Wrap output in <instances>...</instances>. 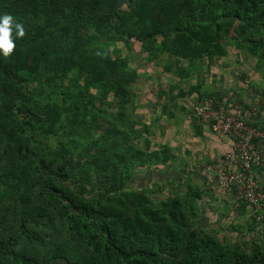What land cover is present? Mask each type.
Wrapping results in <instances>:
<instances>
[{"label":"trees","instance_id":"1","mask_svg":"<svg viewBox=\"0 0 264 264\" xmlns=\"http://www.w3.org/2000/svg\"><path fill=\"white\" fill-rule=\"evenodd\" d=\"M3 14L26 35L0 54V264H264V240L205 229L199 190L126 188L175 154L127 126L139 72L117 47L194 62L236 46L264 66V0H0Z\"/></svg>","mask_w":264,"mask_h":264},{"label":"rangeland","instance_id":"2","mask_svg":"<svg viewBox=\"0 0 264 264\" xmlns=\"http://www.w3.org/2000/svg\"><path fill=\"white\" fill-rule=\"evenodd\" d=\"M117 47L129 60V66L138 68L139 72L138 81L133 86L132 101L125 108L127 126L135 123V132L150 138L153 150H160L166 143L175 148L183 138L185 144L180 146L182 152H179V156L184 155L183 150L186 148L192 151L193 137L189 135L187 138L189 130L182 128L188 127L189 116L193 115L199 101L197 90L212 98L228 97L234 105H242L250 113H257L264 108L261 103L264 102V66L236 46H229L225 56L194 62L170 57L166 52H159L154 59L149 58L140 50L138 42H134L133 48L127 47L124 42L118 43ZM167 63L170 68H166ZM101 95L106 102L113 100L104 89ZM261 112L264 115V110ZM202 123L209 125L208 122ZM176 129H181L179 136L174 133ZM198 165L180 164L183 170H171L166 166L140 167L126 188L132 190L160 186L161 191L152 194L155 200L166 199L177 193L184 194L189 188L199 190V219L205 229L214 232L223 242L240 246H247L252 240H264V219L262 222L255 221L246 208H239L234 200L226 199L227 196L224 198L221 195L225 201L208 200L205 194H215V188L212 180L204 175L198 176L202 173L192 170Z\"/></svg>","mask_w":264,"mask_h":264},{"label":"built area","instance_id":"3","mask_svg":"<svg viewBox=\"0 0 264 264\" xmlns=\"http://www.w3.org/2000/svg\"><path fill=\"white\" fill-rule=\"evenodd\" d=\"M195 114L208 122L218 137L230 139V150L218 159L193 168L214 181L222 193L237 206L245 203L255 221L264 219V184L255 171V164L264 169V130L249 122L242 105L227 98L205 97L195 106Z\"/></svg>","mask_w":264,"mask_h":264},{"label":"crops","instance_id":"4","mask_svg":"<svg viewBox=\"0 0 264 264\" xmlns=\"http://www.w3.org/2000/svg\"><path fill=\"white\" fill-rule=\"evenodd\" d=\"M165 107L166 106L164 104V108ZM261 110L263 111L264 108H262ZM261 110H259L257 113H252V112L250 113L246 111V115L247 116L252 115L251 116L252 120L254 119L256 122L264 125V115H262L263 112H261ZM188 123H189L187 125L188 127L182 128V129L189 130V134H187L186 137L189 138V135H191L190 137H193V140L191 141L194 142L193 143L194 148H191L192 151H190L189 148L188 149L186 148L185 150H183L184 155L179 156L180 155L179 152L180 151L182 152V148L180 146L182 145V143L185 144V140L181 138L179 140V143L177 144V147L175 148H173V145H169L166 143L167 145L172 147L171 149L173 150V153L175 154L174 163H170L168 166H166L169 169L176 168L179 170H183V168H180V164L185 165L187 163L189 164L192 163V164L201 165V164L209 163V162H212L218 159L219 157H221L223 154H225L226 152L230 150V139L228 137H218L213 132V130L211 129L209 125L202 123L200 119L196 117L195 112L193 113V115L189 116ZM180 130L181 129H176L174 131L175 135L180 134ZM179 161H182V163H178ZM255 171L257 173V176L260 182L264 184V169L259 164H255ZM198 176H203V174H198ZM212 182L215 188L214 190L215 194L213 193L214 195L210 194L209 196H207V193L205 194V196L208 198L209 201H212V200L225 201L226 199H231V198H226L225 195L220 190V188L218 187V185L214 181ZM221 195L226 199H224ZM222 198L224 200H221ZM246 209L251 214L250 209L248 207H246ZM218 210H219V207L217 208V211L215 212L218 213Z\"/></svg>","mask_w":264,"mask_h":264},{"label":"clouds","instance_id":"5","mask_svg":"<svg viewBox=\"0 0 264 264\" xmlns=\"http://www.w3.org/2000/svg\"><path fill=\"white\" fill-rule=\"evenodd\" d=\"M25 35L24 25L17 22L11 14L0 15V54L4 57L11 56L16 49L15 40Z\"/></svg>","mask_w":264,"mask_h":264}]
</instances>
